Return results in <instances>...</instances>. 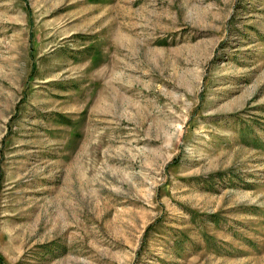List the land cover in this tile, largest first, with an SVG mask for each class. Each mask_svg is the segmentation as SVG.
Here are the masks:
<instances>
[{
  "label": "rangeland",
  "instance_id": "obj_1",
  "mask_svg": "<svg viewBox=\"0 0 264 264\" xmlns=\"http://www.w3.org/2000/svg\"><path fill=\"white\" fill-rule=\"evenodd\" d=\"M0 264H264V0H0Z\"/></svg>",
  "mask_w": 264,
  "mask_h": 264
}]
</instances>
